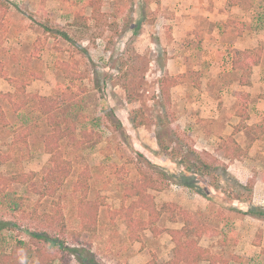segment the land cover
<instances>
[{"label": "rangeland", "instance_id": "obj_1", "mask_svg": "<svg viewBox=\"0 0 264 264\" xmlns=\"http://www.w3.org/2000/svg\"><path fill=\"white\" fill-rule=\"evenodd\" d=\"M1 1L0 252L9 254L21 241L29 264H91L90 258L98 264H173L169 230L183 227L194 243L212 247L215 241L199 239L196 231L214 234L216 205L191 199L192 193L208 198V185L216 187L217 180L226 179L222 184L231 191L240 186L226 178L220 157L203 146L206 136L199 135L208 122L195 116L190 104L194 78L170 80L189 87L182 103L168 92L162 73L163 60L172 53L165 44L174 40L171 26L187 20L184 0ZM235 3L247 9V26L261 28L264 38V0L226 5ZM190 34L180 38L187 42ZM134 109L142 111L146 124L133 125ZM54 119H70L74 126L73 139L64 145L71 170L48 195L42 176ZM143 174L163 187L147 189L154 211L133 206L136 197H129ZM185 178L192 186L181 185ZM81 203L97 207L91 230L82 228ZM56 208L64 229L45 220ZM226 241V249L199 247L226 264H264L258 253L237 256L234 238ZM65 247H79L83 261ZM196 250L176 263L209 264L198 261Z\"/></svg>", "mask_w": 264, "mask_h": 264}, {"label": "crops", "instance_id": "obj_2", "mask_svg": "<svg viewBox=\"0 0 264 264\" xmlns=\"http://www.w3.org/2000/svg\"><path fill=\"white\" fill-rule=\"evenodd\" d=\"M226 2L183 1L187 20L171 26L174 40L167 38L165 44L172 53L163 60L162 73L166 79L177 76L194 78L189 84L194 97L192 102L189 101L194 115L206 116L208 122L207 132L199 135L200 138L206 136L203 146L220 157L226 178L234 179L240 186L239 191H231L222 184L226 179L217 180L220 184L216 187L208 185V198L204 193H192L191 199L197 196V200L215 203L217 210L211 215L218 221L213 225L214 234L208 231V234L199 236V239L207 237L215 242L210 247L198 240V245L226 249L227 238L233 237L232 249L237 256L258 253L262 257L264 214L247 211L257 207L264 212V52L261 49L264 38L261 28L247 26V9L243 10V6L237 3L227 6ZM186 7L190 8L187 12ZM185 31L191 33L187 42L180 38ZM243 50L259 55L258 62L249 63L247 79L242 68L234 66L235 53ZM170 90L171 94L176 93V100L184 103L183 96L188 94L189 87L174 83L168 92ZM229 137L237 146V154L225 153Z\"/></svg>", "mask_w": 264, "mask_h": 264}, {"label": "trees", "instance_id": "obj_3", "mask_svg": "<svg viewBox=\"0 0 264 264\" xmlns=\"http://www.w3.org/2000/svg\"><path fill=\"white\" fill-rule=\"evenodd\" d=\"M96 2H100V0H96ZM4 4L3 1L0 0V5ZM97 4V3H95ZM44 30L48 32L50 29L48 26H44ZM255 54L253 51L250 50H243L240 52H236V60L234 62V66H238L242 68L243 74L247 79V76L249 74V69L247 68L249 63L251 61L258 62L259 61V55ZM243 76V78H245ZM171 79H167V84H170ZM245 82H248L246 80ZM50 112V111H46ZM241 112V111H239ZM132 118L133 125L135 126H141L146 124V118L145 115L142 113L140 109L133 110L132 112ZM56 114V113H55ZM52 118V115L50 116ZM53 126V133L46 136L45 141V150L47 153L50 154L49 157V164L44 170L43 176H42V185L45 188L44 192L46 194L51 195L56 192L58 187L62 184L64 179L69 175L71 166L69 159L66 158L64 153V145L67 141L66 139L71 140L73 139V129L74 126L71 124L70 119H54L52 122ZM227 141L231 144V149L227 148L225 149L226 154H237V146L234 143V140L232 137H229ZM182 161H180V164ZM145 174L142 175V178L139 180H136L134 183H132L130 189H129V197H136V199L133 201V206H139L143 207L148 211H154L155 205L153 197L147 193V189H162L163 187L161 185L157 184V181L150 179V181L147 178ZM6 180V178H5ZM181 185L190 187L192 186L191 180L189 178L183 179L181 182ZM84 186L83 183H81L80 186L77 187V190H81L80 187ZM96 210L97 207L95 205H92L91 203H81L79 205V216L81 218L82 222V228L86 230L92 229V224L95 225V216H96ZM251 214H264V212L257 208L253 207L251 210L247 211ZM46 221L50 223L52 227L56 225H60L61 229H64V223H63V215L59 208H56L51 213L45 214ZM154 220V219H153ZM139 222V221H138ZM134 223L136 224V219H134ZM5 223L0 222V229L3 228V225ZM169 234L175 243L174 252L173 253V260L170 262H173V264H177L176 262L188 261V257L192 255V249H197L195 251V255L198 257V261L204 259L209 262V264H221L224 262V259L222 257H218L215 255H204L206 252V248L199 247L198 241L193 242L194 240L189 237L186 233V229L183 227L181 229H172L169 230ZM196 234L201 236V232L196 231ZM30 235L32 237H35L40 240L49 241L51 238L44 232H31ZM17 244L9 254L1 253L0 252V264H29L25 262L26 255H28V249L23 245L21 241ZM71 253L75 254L77 258H80V252L81 250L79 247H65ZM207 256V257H206ZM218 258L219 262H218ZM223 261H222V259ZM80 260L83 261L82 258ZM85 260V259H84ZM88 262L91 264H98L96 261H94L93 258L88 259ZM223 264H226L225 262Z\"/></svg>", "mask_w": 264, "mask_h": 264}]
</instances>
